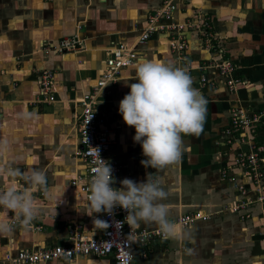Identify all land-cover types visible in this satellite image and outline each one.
Instances as JSON below:
<instances>
[{
  "label": "crops",
  "instance_id": "crops-1",
  "mask_svg": "<svg viewBox=\"0 0 264 264\" xmlns=\"http://www.w3.org/2000/svg\"><path fill=\"white\" fill-rule=\"evenodd\" d=\"M161 0H0V141L10 140L15 154L13 167L21 174L32 168L46 172L51 196L37 188L32 191L41 205V214L32 224L18 226L9 235H0V264L6 253L36 245L66 244L68 230L80 224L87 236L96 237L102 229L93 224L85 206L84 194L70 185L71 178L84 171L78 132L80 105L84 94L91 92L105 66L107 50L119 43L136 46L146 25L147 16ZM174 19L194 21L201 15L212 24L224 57L236 66L243 79L230 92L220 83L203 86L199 77L202 66L211 62V51L196 31H184L188 48L179 56L169 48L164 34H153L138 46L139 62L170 61L189 67L196 88L207 100L206 119L199 136H183L186 151L180 160L163 169L144 167L139 143L133 141L135 129L127 126L119 114V102L135 83V66L121 69L116 80L108 83L96 96L98 107L109 113L115 142L109 158L121 166L114 186L124 178L136 182L148 174L158 178L168 193L161 201L170 205L172 219L185 213L201 211L208 220H196L189 227L191 240L156 238L134 254V264H264V205L254 203L245 210L232 212L229 207L244 196L254 198L251 180L241 177L232 167L234 148L224 144L230 110L264 108V0H177ZM78 35L83 49L77 53L46 51L44 44H56L70 35ZM54 72V101H40L36 76L40 69ZM264 145V126L253 134ZM246 149L247 145L240 144ZM7 160L0 162V167ZM226 169L228 175L222 176ZM233 176V180L229 177ZM234 183H247L241 195ZM13 185L19 190L27 185L0 175V187ZM249 185V186H248ZM251 187V188H250ZM0 217L10 222L13 214L0 210ZM177 225V224H176ZM138 227L158 228L141 223ZM177 225V229H180ZM192 249L188 254L185 249ZM144 251V254H143ZM108 256H77L72 260H50L40 264H110Z\"/></svg>",
  "mask_w": 264,
  "mask_h": 264
},
{
  "label": "built area",
  "instance_id": "built-area-1",
  "mask_svg": "<svg viewBox=\"0 0 264 264\" xmlns=\"http://www.w3.org/2000/svg\"><path fill=\"white\" fill-rule=\"evenodd\" d=\"M177 0H161L159 6L148 16L146 25L140 33L137 44L130 45L119 43L107 50L105 66L102 69L92 90L84 94L77 103L80 105L78 116V132L81 142V149L77 152L84 162V171L77 173L70 180V185L76 193L86 194L89 190V181L94 169L99 165L100 158L106 161L113 169L115 178L121 171L119 163L109 158V152L115 142V133L110 127L109 113L102 107L97 106L96 96L108 83L117 79L121 69L135 66L139 59L138 46L143 45L153 34H164L167 37L169 48L179 56L188 48V39L184 31H196L200 36L204 47L211 54V62L202 66L203 72L199 82L203 86L217 87L220 83L227 89L235 91L243 79L237 75L235 64L224 57L213 31L212 24L207 18L197 15L196 20L175 21L174 11ZM43 49L57 53H77L83 49L82 40L78 35H70L61 38L53 43H46ZM189 71V67H187ZM40 101H54L56 84L54 72L51 69L42 68L36 76ZM260 126H264V108L258 111L247 110L242 107L230 110L229 126L224 131V144L233 150L232 167L241 177L250 179L251 186L255 192L254 198L239 199L229 207L232 212L245 210L240 217H247L246 209L254 204L264 205V145L253 139V134ZM247 145L246 149L240 148V144ZM100 156V157H99ZM226 169L222 170V176L228 175ZM233 176L229 180H233ZM113 187L114 184L112 185ZM249 186V185H248ZM234 187L241 195L249 190L247 183H234ZM251 188V187H250ZM43 195L44 191L37 188ZM19 190V188H17ZM126 211L117 207L112 215L100 213V219L108 223V227L102 229L100 235L87 236L81 230L80 224H74L68 230L66 244L36 245L29 248L17 250L15 254L6 253L4 260L15 264H40L50 260H72L77 256L95 255L112 257L110 264H126V254L131 253L130 264H134L136 249L144 248L156 238H162L159 229H146L133 227L130 229L127 223L122 226L117 222H123ZM209 215L197 210L192 213L180 215L176 224L180 227H189L196 220H208ZM15 223V219L11 221ZM132 232L131 239L128 234ZM144 254V251H143Z\"/></svg>",
  "mask_w": 264,
  "mask_h": 264
},
{
  "label": "clouds",
  "instance_id": "clouds-1",
  "mask_svg": "<svg viewBox=\"0 0 264 264\" xmlns=\"http://www.w3.org/2000/svg\"><path fill=\"white\" fill-rule=\"evenodd\" d=\"M135 83L127 86L130 91L119 102V114L124 123L135 129L133 141L139 143L146 159L144 167L163 169L177 163L186 151L183 136H199L207 113V100L193 87L192 78L186 67H179L170 61L143 60L135 65ZM100 157V156H99ZM0 175L15 180L23 179L26 187L17 190L13 185L0 187V210L13 214L15 223L7 217H0V235L12 234L18 226L29 227L41 214V205L32 189H42L51 196L46 172L39 168L26 170L23 174L13 167L15 154L10 140L0 141ZM113 169L100 158L89 181L85 206L94 213L112 215L117 207L126 211L122 226L127 223L130 229L141 223L155 224L165 240H191L189 229H177L172 219L170 205L162 203L168 193L161 187L159 179L148 174L146 180L136 182L124 178L120 187L115 183ZM98 229L108 227L101 219H93ZM132 232L128 234L131 239ZM185 251L191 254L192 249ZM131 253L126 254V264H130Z\"/></svg>",
  "mask_w": 264,
  "mask_h": 264
}]
</instances>
